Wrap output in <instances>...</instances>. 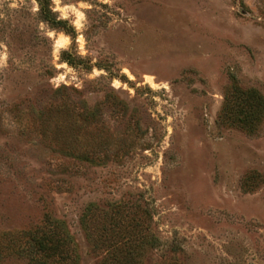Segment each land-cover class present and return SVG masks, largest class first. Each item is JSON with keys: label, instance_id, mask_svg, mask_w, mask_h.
Returning a JSON list of instances; mask_svg holds the SVG:
<instances>
[{"label": "rangeland", "instance_id": "rangeland-1", "mask_svg": "<svg viewBox=\"0 0 264 264\" xmlns=\"http://www.w3.org/2000/svg\"><path fill=\"white\" fill-rule=\"evenodd\" d=\"M41 1L0 0V264H264V0Z\"/></svg>", "mask_w": 264, "mask_h": 264}, {"label": "trees", "instance_id": "trees-1", "mask_svg": "<svg viewBox=\"0 0 264 264\" xmlns=\"http://www.w3.org/2000/svg\"><path fill=\"white\" fill-rule=\"evenodd\" d=\"M44 4L45 3H43L41 0H37V5H38L39 11L41 13H44V7H43ZM246 97L254 100V99H256L257 95L254 91H249V92H247Z\"/></svg>", "mask_w": 264, "mask_h": 264}]
</instances>
